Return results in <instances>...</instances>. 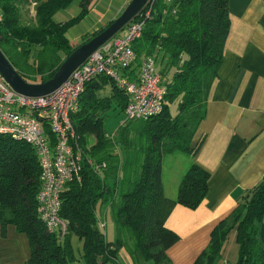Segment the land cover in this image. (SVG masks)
<instances>
[{"label":"trees","instance_id":"trees-1","mask_svg":"<svg viewBox=\"0 0 264 264\" xmlns=\"http://www.w3.org/2000/svg\"><path fill=\"white\" fill-rule=\"evenodd\" d=\"M91 1L79 0L74 17L56 22L54 14L72 0L39 2L29 19L20 12L24 0H0V50L26 82L51 78L66 56L112 21L72 46L67 31L86 16ZM228 31L227 0H155L151 17L144 19L132 49L136 63L146 55L159 57L156 71L166 89L163 108L146 121L132 120L126 128L119 126L115 137L107 135L103 125L102 112L110 99L98 96L94 79L85 84L77 99L78 110L71 115L78 137L74 149L80 151L81 161L77 177L60 193L59 216L67 223L62 238L49 233L37 213L40 165L33 148L0 134L1 235L7 225L26 234L27 264H119L116 255L121 247L131 257L139 251L154 264H171L168 250L179 236L165 221L175 205L197 208L207 192L208 174L191 163L181 176L175 198H167L161 186L162 159L171 154L191 159L197 153L202 138L195 144L191 140L204 118ZM168 74L170 78L165 80ZM100 78L111 82V99L124 111L128 96L108 77ZM172 103L174 115L169 108ZM90 137L94 142L89 145ZM115 147L134 150L132 158L121 164ZM99 203L109 206L115 242L107 241L99 226L95 210ZM263 213L264 176L214 226L208 246L192 264H212L233 228L238 245L235 264H264ZM72 235L81 240L78 257L71 245Z\"/></svg>","mask_w":264,"mask_h":264},{"label":"crops","instance_id":"crops-1","mask_svg":"<svg viewBox=\"0 0 264 264\" xmlns=\"http://www.w3.org/2000/svg\"><path fill=\"white\" fill-rule=\"evenodd\" d=\"M45 1L24 0L20 6L22 17L31 18L36 4ZM129 1L92 0L86 16L77 23L85 20L89 22L88 26L72 36H69L72 27L67 31L70 44L78 45L77 41L98 30L103 20L109 22L116 18ZM75 2L78 7L79 0ZM227 6L229 31L224 43L223 61L208 93L204 118L191 140L195 144L202 138V143L193 158L186 157V162L179 157L183 156L181 154H171L175 155L173 157L167 155L170 156L168 164L171 158L174 164V171L170 174L163 176L161 167L162 192L171 199L175 198L181 176L191 163L208 174L207 192L197 208L175 205L165 221V226L179 236V240L168 250L171 264H192L208 246L214 226L233 210L245 191L264 176V0H227ZM68 8L57 11L53 20L63 22L70 19ZM109 15L111 18L106 19ZM158 62L159 57L155 62L156 69ZM137 63L127 72L131 80L136 79ZM100 77L103 76L93 81L99 86L98 96L110 99L109 106L102 112L103 125L106 134L115 137L124 111L115 99H111V82H101ZM161 82L164 85L163 79ZM109 114L118 119L113 129L106 126L105 120ZM93 142V137H90L89 145ZM115 150L121 164L131 159L134 151L125 152L119 147H115ZM95 210L99 222L109 216V238H106L104 230L106 223L102 231L107 241L115 242L116 229L108 204L99 203ZM262 222L264 224V213ZM73 237L76 236L72 235L71 245L78 257L81 254V240L76 238L77 256ZM237 251L236 231L233 228L226 235L219 255L212 264H235ZM29 254L25 233L18 232L13 225H7L2 236L0 227V264H27ZM116 256L119 264H154L139 251L131 257L123 247L118 249ZM73 264L83 263L76 261Z\"/></svg>","mask_w":264,"mask_h":264},{"label":"built area","instance_id":"built-area-1","mask_svg":"<svg viewBox=\"0 0 264 264\" xmlns=\"http://www.w3.org/2000/svg\"><path fill=\"white\" fill-rule=\"evenodd\" d=\"M154 1L147 0L136 15L139 18L134 17L123 28V35L99 46L48 95L32 98L18 94L0 74V134L33 148L40 165L37 213L46 230L60 238L67 232V223L59 216L60 193L77 177L81 161L80 151L74 149L78 137L71 115L78 110L77 99L85 84L105 76L128 96L119 125L146 121L162 111L166 89L156 71L155 55L139 58L135 80L124 74L137 61L132 42L140 36L144 19L151 17ZM99 226L103 228V222Z\"/></svg>","mask_w":264,"mask_h":264},{"label":"water","instance_id":"water-1","mask_svg":"<svg viewBox=\"0 0 264 264\" xmlns=\"http://www.w3.org/2000/svg\"><path fill=\"white\" fill-rule=\"evenodd\" d=\"M147 0H130L123 11L103 30L77 46L58 66L51 78L41 83L26 82L0 50V74L5 82L18 94L26 97H41L55 91L92 52L114 37L129 23Z\"/></svg>","mask_w":264,"mask_h":264},{"label":"rangeland","instance_id":"rangeland-1","mask_svg":"<svg viewBox=\"0 0 264 264\" xmlns=\"http://www.w3.org/2000/svg\"><path fill=\"white\" fill-rule=\"evenodd\" d=\"M76 0H72V2H71V4H70V6H68L69 8H68V12H67V14L69 15V17L70 18H72V17H74L78 12H79V7H77V3L75 2ZM128 4V3H127ZM125 6V5H124ZM122 7V9H120L121 10V12L123 11V9L125 8V7ZM120 12V13H121ZM118 16V15H117ZM109 18H111V15H109V17H106V19H109ZM107 21H105V20H103V25H101V27H103V26H105L104 24L106 23ZM88 21H83V22H81V23H79V24H76L74 27H72V29H70V32H69V36H72L73 34H79V33H81L82 32V30H84L87 26H88ZM100 27V28H101ZM118 34H124V30L122 29V30H120L116 35H118ZM115 35V36H116ZM86 36V35H85ZM84 36V37H85ZM84 37L82 38H80L78 41H77V43L78 44H80V43H82V41L84 40ZM2 50L4 51L5 50V48H2ZM11 61H13V59H11ZM170 110H171V113H173L174 114V112H175V110H176V108H175V103H172L171 105H170ZM123 118H124V113H123ZM106 126H107V128H110V129H113L115 126H116V124H117V121H118V119H117V117H114V116H112L111 114H109L107 117H106ZM119 123H120V121H119ZM128 125V122H125V123H123L122 125H119V126H122V127H125L126 128V126ZM119 148H121V147H119ZM172 157L173 156H175V155H171ZM170 156H164L163 157V159H162V168H163V176H166V174L167 173H169L170 174V172H173L174 171V164H173V162H171L172 160H173V158H171L172 160H170V162H169V164H168V161H169V158ZM183 161H185L186 162V160H187V158L185 157V156H179ZM168 175V174H167ZM103 219H104V221H103V224H105L106 223V227H105V233H106V238H109V232L111 231V225H110V219H109V216H106L105 218L103 217ZM75 242H76V238L75 237H73V239H72V243H73V246H74V248H75V252H76V255L78 256L79 255V252H78V250H77V247H76V244H75Z\"/></svg>","mask_w":264,"mask_h":264}]
</instances>
